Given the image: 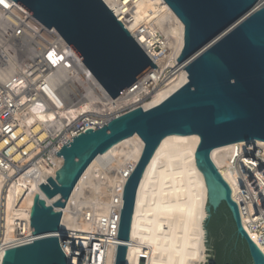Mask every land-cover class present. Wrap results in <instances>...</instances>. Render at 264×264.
I'll use <instances>...</instances> for the list:
<instances>
[{
  "label": "water",
  "instance_id": "water-1",
  "mask_svg": "<svg viewBox=\"0 0 264 264\" xmlns=\"http://www.w3.org/2000/svg\"><path fill=\"white\" fill-rule=\"evenodd\" d=\"M12 1L55 29L112 99L157 68L102 0ZM163 1L184 25L177 62L187 72V83L158 106L111 117L56 152L63 163L39 187L45 198L58 199L47 205L35 195L33 242L7 249L2 264H68L60 246L65 238L61 210L91 161L134 134L144 148L123 188L115 264H125L136 193L152 155L164 137L193 134L200 139L195 161L207 187L204 264H264L210 157L217 147L264 141V5L258 0Z\"/></svg>",
  "mask_w": 264,
  "mask_h": 264
},
{
  "label": "bare ground",
  "instance_id": "bare-ground-1",
  "mask_svg": "<svg viewBox=\"0 0 264 264\" xmlns=\"http://www.w3.org/2000/svg\"><path fill=\"white\" fill-rule=\"evenodd\" d=\"M103 1L157 67L138 79L136 90L128 89L112 99L77 55L65 50L97 99L95 108L88 101L81 104L83 122L105 125L111 117L124 114L122 111L113 114L121 106L140 103L144 111L158 106L187 83L188 76L177 62L184 46V25L163 0H137L129 15L119 11L110 0ZM258 2L264 5V0ZM158 35L161 39H157ZM62 76L60 72L59 77ZM199 141L195 134L168 135L161 140L137 189L125 264L205 263L203 242L207 240H203L206 231L201 226L205 225L204 218L209 214L205 209L206 183L195 161ZM254 144V151L257 150L262 159L255 162L264 168V141H254ZM245 145L239 142L217 147L210 157L230 188L240 211L242 227L264 255V176L260 177L258 191L241 194L237 188L240 172L231 169V160L239 150V154H243L240 171L246 170L248 160L242 159L246 154L252 156V152H248ZM143 148V141L134 134L91 161L61 210L60 231L64 236L78 235L83 240L99 237L95 240L99 247L111 231L117 236L123 188ZM54 162L55 165L49 167L27 166L24 169L27 174L13 176L10 170V181L0 175V264L8 247L33 241L30 215L35 195L45 199L47 205L58 199L45 198L39 187L55 177L63 160L58 156ZM36 170L40 174L37 181L30 176ZM102 221L105 226L100 230ZM116 239L102 250L103 264H115Z\"/></svg>",
  "mask_w": 264,
  "mask_h": 264
},
{
  "label": "built area",
  "instance_id": "built-area-1",
  "mask_svg": "<svg viewBox=\"0 0 264 264\" xmlns=\"http://www.w3.org/2000/svg\"><path fill=\"white\" fill-rule=\"evenodd\" d=\"M110 1L129 15L137 0ZM157 39H161L160 35ZM67 49L75 55L55 29L38 22L12 0H0V175L7 181L12 178L10 170L14 176L27 174L24 170L27 166H54L58 157L55 153L72 138L104 125L82 120L81 104L88 101L95 108L97 99L83 81L79 68L68 59ZM60 72L64 76L59 77ZM138 86L137 80L129 90H136ZM129 109L130 106H125L119 111L126 113ZM254 146V142L245 145L247 151L252 152V156L246 154L242 159L248 160L246 170L240 171L243 154L240 155L239 150L231 160V169L240 172L237 188L241 194L257 190L260 177L264 176V168L255 162L262 159ZM30 176L36 181L40 179L37 170ZM103 222L100 230L104 229ZM106 237V242L103 240L99 247L95 241L99 237L83 240L78 235L67 234L60 246L68 264H103L102 250L117 238L113 231Z\"/></svg>",
  "mask_w": 264,
  "mask_h": 264
},
{
  "label": "rangeland",
  "instance_id": "rangeland-1",
  "mask_svg": "<svg viewBox=\"0 0 264 264\" xmlns=\"http://www.w3.org/2000/svg\"><path fill=\"white\" fill-rule=\"evenodd\" d=\"M127 106H130V108H136V107H140L141 105H140V103H137V104H132V105H126V107ZM125 106H121V107H119V108H117V109H115L114 111H113V114H116L117 113V111L119 112V110L120 109H123ZM116 112V113H115ZM100 210V209H99ZM100 215H101V213H100Z\"/></svg>",
  "mask_w": 264,
  "mask_h": 264
},
{
  "label": "trees",
  "instance_id": "trees-1",
  "mask_svg": "<svg viewBox=\"0 0 264 264\" xmlns=\"http://www.w3.org/2000/svg\"><path fill=\"white\" fill-rule=\"evenodd\" d=\"M215 252H216V258L218 259L219 256H220V247H219V244H216L215 245Z\"/></svg>",
  "mask_w": 264,
  "mask_h": 264
},
{
  "label": "flooded vegetation",
  "instance_id": "flooded-vegetation-1",
  "mask_svg": "<svg viewBox=\"0 0 264 264\" xmlns=\"http://www.w3.org/2000/svg\"><path fill=\"white\" fill-rule=\"evenodd\" d=\"M235 236V235H234ZM236 238V237H235ZM237 239V238H236ZM244 246V245H243ZM244 249H245V247H244ZM245 252H246V254H247V251H246V249H245ZM248 255V254H247Z\"/></svg>",
  "mask_w": 264,
  "mask_h": 264
}]
</instances>
